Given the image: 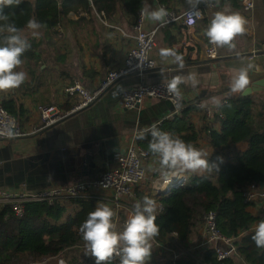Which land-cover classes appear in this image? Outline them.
I'll use <instances>...</instances> for the list:
<instances>
[{
	"label": "crops",
	"instance_id": "0c3cea01",
	"mask_svg": "<svg viewBox=\"0 0 264 264\" xmlns=\"http://www.w3.org/2000/svg\"><path fill=\"white\" fill-rule=\"evenodd\" d=\"M88 1L93 9L91 12L78 8L62 18L54 30L53 41L49 43L52 46L41 53L40 68L35 74V80L29 76L23 63L18 71L27 73L25 82L19 88L0 92V103L4 100L12 101L17 109L24 111L17 118L27 130L40 124L41 107L54 105L63 110L70 108L73 101L66 96V87L80 82L88 91L95 90L110 71L123 65L128 50L134 45L133 25L137 19L134 15L120 12L107 18L92 6L91 0ZM245 1L253 2L254 7L247 10L244 7ZM146 7L159 9L162 6L156 0H149ZM179 8L178 5L175 6V10ZM201 8L203 18L196 26L187 28L182 21H175L158 30L157 46L151 54L155 68L144 80L147 83H160L169 82L178 75L182 76L185 83L179 85V88L183 104L189 106L200 102L215 109L224 100H230L231 79L240 68L247 67L248 64L254 65L249 69L250 84L264 77V0H241L240 8L217 4L210 6L206 3H202ZM222 10L242 15L247 20L246 32L237 37L234 49L217 48L218 58L209 60L206 54L209 43L204 30L213 15ZM183 12L184 10L180 13H168L180 15ZM162 22L145 18L144 29L153 30ZM39 31L40 39L43 32L41 29ZM22 35L28 40L34 38L31 30L23 32ZM161 49H173L181 54L183 68L169 61H162ZM189 76H194L197 81L194 87L188 80ZM139 83L138 76L121 79L96 103L60 124L26 138L1 141L0 167L10 164L11 170L3 173L0 189L35 192L95 177L105 169L114 168L118 157L129 147L134 136L151 132L155 126L170 119L173 113L171 103L155 99H147L135 109L121 108L119 102L122 92ZM252 96L264 103L263 93H254ZM188 123L199 134L196 147L208 153V157L214 154L216 150L210 147L208 132L205 129L212 127L215 131H220L221 124L215 119L204 120L203 114L195 110L191 112ZM88 144H93L92 148L100 151L101 155L97 153L95 165L85 169V165L78 160L84 155V146ZM247 148V143L237 146V150L242 152ZM47 153L50 154L47 159H33ZM144 166L147 179L139 187V191L146 194L152 192L154 195L168 191L170 185L164 188L163 177L154 176L156 173H162L158 158L153 157L146 161ZM186 173L202 176L206 172L196 174L177 169L170 173L168 179L177 175L185 176ZM97 202L107 203L114 209L117 213L115 222L118 230H122V223L138 200L123 209H117L109 196L99 198ZM67 209L69 214L72 213L74 205L67 206ZM248 211L257 217V222L264 220L262 203H253L248 207ZM254 227L251 231H254ZM203 235L204 227L200 224L193 233L189 249L185 253L188 252L205 264L201 257L214 246L200 247ZM158 255L155 253L157 258L150 257L149 260H158ZM58 259L54 257L47 260H54L51 263L57 264ZM235 264L246 263L242 258L235 256Z\"/></svg>",
	"mask_w": 264,
	"mask_h": 264
},
{
	"label": "trees",
	"instance_id": "16d2710c",
	"mask_svg": "<svg viewBox=\"0 0 264 264\" xmlns=\"http://www.w3.org/2000/svg\"><path fill=\"white\" fill-rule=\"evenodd\" d=\"M149 0H91L92 6L107 18L120 12L134 15L136 18ZM168 12L180 13L190 8L187 0H156ZM219 6L229 5L241 7V0H210ZM179 10H175V6ZM79 9L91 12L88 0H21L19 5L3 8L10 22L28 31L26 24L29 19H35L42 25L43 36L29 41L30 47L22 59L24 67L35 80V74L40 68L41 53L48 49L54 39V30L62 18L71 11ZM3 23V22H0ZM22 32V33H23ZM6 33H0V44ZM45 49H42V46ZM18 70V69H17ZM219 106V115H214L215 121L221 124L220 131L207 127L209 145L214 154L208 157L218 165V169L206 172L202 176L188 174L184 186H172L168 191L159 194L136 191L138 201L144 196L156 200L158 205L156 223L160 228L154 242L173 251L185 252L198 225L204 224V217L213 212L216 215V225L219 232L235 241L236 257L242 258L246 264H264V249L257 248L251 237V231L257 222V217L248 211L250 204L243 198V192L250 185L264 186V103L253 96L239 99L224 100ZM222 102V103H223ZM15 117L23 114L12 101L0 103ZM202 111L188 107L182 116L163 121L155 126L162 131L179 136L185 142L195 147L199 134L188 123L191 112ZM203 114V113H202ZM204 120H208L203 115ZM186 132V133H182ZM143 139H140V137ZM151 132H144L137 138L138 145L148 150ZM248 144L245 151H238L237 146ZM151 154V153H150ZM152 157H154L151 154ZM222 158V162L217 159ZM174 170L166 173H156L154 176L168 179ZM74 211L68 213L67 204L58 201L48 203H30L25 206L22 217L16 215L12 207L0 209V264H25L27 259L41 261L49 258H60L66 264H95L94 259L85 254L84 242L79 233L80 224L87 214L94 210L97 200L92 198L70 199ZM149 260L146 264H202L188 252L173 263L162 257ZM205 264H235V256L231 259L218 261L213 250H208L201 257ZM120 264L119 260L114 263Z\"/></svg>",
	"mask_w": 264,
	"mask_h": 264
},
{
	"label": "built area",
	"instance_id": "2783aa9c",
	"mask_svg": "<svg viewBox=\"0 0 264 264\" xmlns=\"http://www.w3.org/2000/svg\"><path fill=\"white\" fill-rule=\"evenodd\" d=\"M206 4L210 6L214 5L210 2ZM201 7L202 3L198 5L201 14L199 16L192 15L193 22L191 25L187 23L189 13L192 11L190 7L180 15L169 13L162 23L150 31L144 29L145 18L140 13L133 25L135 32L132 37L134 45L128 50L123 65L110 71L101 84L93 91H88L80 82H75L73 85L66 87L64 92L73 101L70 108L63 110L54 105L41 107L39 109L40 124L30 130L25 129L17 117L10 114L0 105V142L26 138L60 124L64 120L96 103L117 81L129 76L140 77V83L122 93L119 103L123 109H135L140 107L145 100L155 99L171 103L174 110L170 119L182 116L183 111L188 107H194L202 111L208 120L214 119V115L222 117L219 112V107L212 109L200 102L185 106L182 102V92L181 97L177 98L167 91L166 85L168 82L147 83L144 80V77L155 68V62L151 54L157 46L156 34L158 30L175 21H182L187 28L196 26L198 21L203 18ZM244 7L247 10L252 9L254 3L245 1ZM206 54L209 60H215L218 58V49L209 43ZM223 104L225 102L221 103V105ZM9 129L14 133L11 136L7 134ZM138 136L133 137L129 147L118 157L116 167L105 169L95 177L83 178L68 185H57L35 192L24 189L18 191L0 189V209L4 206H10L17 216L22 217L25 214V206L30 203H52L58 201L66 203L69 206L71 205L68 202L70 199L92 198L98 201L99 198L107 196L111 197L115 202L117 209L129 207L137 199V189L147 179L144 163L153 158L150 152L138 145ZM186 183L187 178L182 175L163 180V184H168V186L170 185L169 187L184 186ZM243 198L250 205L255 202H260L264 207V186H248L243 192ZM123 224L124 222L122 223V228ZM203 227L204 235L199 245L200 247L209 248L210 246H214L212 250L216 254L218 261L231 259L236 256L237 247L235 246V240L224 237L219 232L216 225V215L213 212L208 213L204 217ZM152 244L151 257H154L155 253H158L175 263L176 260L185 254V252L179 253L168 249L154 241H152ZM118 260L119 258L115 257L108 263H114ZM57 264L66 263L63 259L59 258Z\"/></svg>",
	"mask_w": 264,
	"mask_h": 264
},
{
	"label": "clouds",
	"instance_id": "9594fccd",
	"mask_svg": "<svg viewBox=\"0 0 264 264\" xmlns=\"http://www.w3.org/2000/svg\"><path fill=\"white\" fill-rule=\"evenodd\" d=\"M21 0H0V33H6L3 43L0 44V92H7L19 88L27 79L25 71H18L24 63L22 57L29 49L28 39L22 35L23 30L15 23L10 22L3 8L19 5ZM192 11L189 13L187 23L192 24V15L199 16L200 3H209L210 0H187ZM218 3V0H217ZM142 17L150 21H164L169 15L168 11L161 7L150 9L143 7ZM247 20L239 13L217 11L204 35L215 48L234 49L237 37L246 32ZM31 30L32 36L39 39V29L42 25L35 19H29L26 24ZM162 61H169L183 68V56L173 49H161ZM254 65L240 68L230 83L232 93L244 92L249 84V69ZM193 87L197 83L194 76H189ZM185 83V78L175 76L167 83V91L177 98L181 97L179 85ZM203 107V105H202ZM9 136L13 135L11 129ZM151 140L148 144L149 152L158 158L161 171L165 173L171 170L202 174L217 170L218 165L210 161L208 153L198 149L192 143L185 142L179 136L153 128ZM140 139H143L141 136ZM222 162L221 157H217ZM158 205L156 200L144 196L142 201L134 204L132 212L126 218L122 230H118L115 222L117 213L107 203L98 202L94 210L87 214V218L80 224L79 233L84 242L85 254L90 255L95 264H108L113 258L118 257L120 264H146L150 259L153 249L152 241L159 235L160 228L156 223ZM255 246L264 249V220H260L254 227L251 237Z\"/></svg>",
	"mask_w": 264,
	"mask_h": 264
},
{
	"label": "water",
	"instance_id": "95a60500",
	"mask_svg": "<svg viewBox=\"0 0 264 264\" xmlns=\"http://www.w3.org/2000/svg\"><path fill=\"white\" fill-rule=\"evenodd\" d=\"M254 93H263L264 94V77L254 81L251 84H249L248 88L244 92H242V93H232L230 95V99L232 100V99H239L241 97H250ZM171 109H172V111L174 110L173 106L171 107ZM92 147H93V144L85 145L84 149L86 151H85L84 155L81 157V159L78 160V161H81V163L85 165V169L88 166L92 167V166L95 165L94 162H95V158H96L97 153H98V155H101L100 151H96ZM48 157H50L49 153L44 154L43 156L33 157V159H42V158L47 159ZM9 166H10V164H7V165L5 164L4 166L0 167V181H2V179H3V173L10 172L11 168ZM47 185H48V183H47Z\"/></svg>",
	"mask_w": 264,
	"mask_h": 264
},
{
	"label": "rangeland",
	"instance_id": "374dc122",
	"mask_svg": "<svg viewBox=\"0 0 264 264\" xmlns=\"http://www.w3.org/2000/svg\"><path fill=\"white\" fill-rule=\"evenodd\" d=\"M52 46V45H50ZM50 46H48V48H50ZM42 49H45V46L43 45L42 46ZM164 188H166L168 186V184H164ZM159 257H162V258H165L163 257L162 255H158ZM153 258H157L156 256H154ZM51 262H54V260H47V259H44V260H41V261H33L32 259H27L25 264H52Z\"/></svg>",
	"mask_w": 264,
	"mask_h": 264
}]
</instances>
